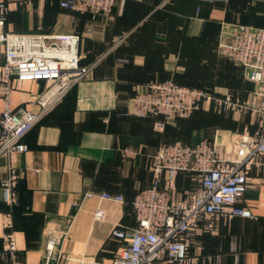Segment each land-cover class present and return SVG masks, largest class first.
Returning <instances> with one entry per match:
<instances>
[{
	"label": "crops",
	"instance_id": "0c3cea01",
	"mask_svg": "<svg viewBox=\"0 0 264 264\" xmlns=\"http://www.w3.org/2000/svg\"><path fill=\"white\" fill-rule=\"evenodd\" d=\"M61 1L0 0L8 6L7 32L79 35V66L87 71L22 139L27 151L16 156L17 204L7 206L0 191V251L10 216L19 264H45L48 238L63 234L61 256L50 264H111L123 249L111 232L137 229L132 202L151 186L150 161L160 145L186 143L197 134L220 140L219 154L227 157L234 138L256 127L246 115L199 110L159 131V118L131 113V99L148 84L172 79L246 100L251 91L240 70L218 52L220 25L264 28V0H117L111 14L101 17L64 10ZM2 52L0 46V76ZM46 85L13 78L9 107L37 110L35 97ZM4 107L0 99V113ZM6 174L0 156V181ZM197 186L193 174H178L177 193ZM240 206L252 217L202 221L191 235L187 264H264V168L249 173ZM98 209L104 218L97 221Z\"/></svg>",
	"mask_w": 264,
	"mask_h": 264
},
{
	"label": "built area",
	"instance_id": "2783aa9c",
	"mask_svg": "<svg viewBox=\"0 0 264 264\" xmlns=\"http://www.w3.org/2000/svg\"><path fill=\"white\" fill-rule=\"evenodd\" d=\"M117 0H62L60 7L92 17L108 16ZM213 1V0H208ZM223 1V0H222ZM8 6L0 2V46L4 56L0 76V99L5 101L0 113V156L6 160V177L0 181L2 201L9 207L17 204L16 186L20 174L16 156L27 151L23 137L41 117L59 102L87 71L79 66L80 36L77 34L43 36L14 34L5 31ZM217 49L221 56L242 70V76L254 85L246 100L226 93L220 96L188 88L172 79L151 83L131 99V113L138 118L155 117V128L185 120L199 110L217 114L249 116L253 132L245 131L234 138L227 157L219 154L220 140L202 139L192 144H162L151 157V186L140 191L132 202L137 229L126 233L113 229L111 237L123 244L111 264H187L191 235L201 229L205 218L218 217L230 222L235 217L251 218L240 206L248 187V175L264 168V28L242 24H221ZM47 82L43 93L35 97L37 110L9 107L11 80ZM193 174L198 186L179 194V173ZM86 196L90 197L91 194ZM100 199L123 202L121 196L101 194ZM98 209L94 220H102ZM206 230L212 224L204 225ZM65 234L51 235L43 259L50 264L61 256ZM4 247L0 260L19 264L12 221L7 216L2 234Z\"/></svg>",
	"mask_w": 264,
	"mask_h": 264
},
{
	"label": "trees",
	"instance_id": "16d2710c",
	"mask_svg": "<svg viewBox=\"0 0 264 264\" xmlns=\"http://www.w3.org/2000/svg\"><path fill=\"white\" fill-rule=\"evenodd\" d=\"M229 1V0H228ZM7 21V20H6ZM5 25H6V22H5ZM6 31V30H5ZM223 57V56H222ZM224 58V57H223ZM226 59V58H225ZM226 60H228V59H226ZM229 61V60H228ZM231 62V61H230ZM232 63V62H231ZM232 64H234V63H232ZM235 65V64H234ZM236 66V65H235ZM237 68H238V70H240V74H241V80L244 82V87H248L249 89H250V91H252L253 89H254V85L251 83V82H249V81H247L246 79H244L243 78V76H242V70H241V68L240 67H238V66H236ZM246 83V84H245ZM243 86V85H242ZM246 87V88H247ZM202 139H204V137H202V136H199V135H193V136H190V138L188 139V142H186V143H181V144H192V143H195V142H197V141H200V140H202Z\"/></svg>",
	"mask_w": 264,
	"mask_h": 264
}]
</instances>
